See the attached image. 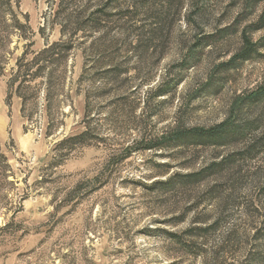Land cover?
I'll return each instance as SVG.
<instances>
[{
    "label": "rangeland",
    "instance_id": "obj_1",
    "mask_svg": "<svg viewBox=\"0 0 264 264\" xmlns=\"http://www.w3.org/2000/svg\"><path fill=\"white\" fill-rule=\"evenodd\" d=\"M3 3L0 264H264V0Z\"/></svg>",
    "mask_w": 264,
    "mask_h": 264
},
{
    "label": "trees",
    "instance_id": "obj_2",
    "mask_svg": "<svg viewBox=\"0 0 264 264\" xmlns=\"http://www.w3.org/2000/svg\"><path fill=\"white\" fill-rule=\"evenodd\" d=\"M3 2H5V0H0V21H3L5 19V13L4 12H6L5 8L7 7L4 5ZM6 2H8V1H6ZM59 2H60V4H62L64 2V0H59ZM76 17L79 18L80 16H76ZM88 18H91V17H88ZM11 19H12L11 21H13L14 25H17V20L15 19V16L13 14H12ZM76 26H77V23L75 22V27ZM77 29H79V28H76V30ZM243 39L245 41L244 45H246L245 48L247 50L242 51L240 54H237L234 57H232L230 62L228 64H226L225 66L235 67L238 65V61H243V60L249 59L253 55L255 50L252 47L247 48L251 44L249 43L248 38H246V36L244 34H243ZM57 46H58L57 44H53V45H50L49 47L45 48L44 50H42L38 54L39 57H37L35 59V61L32 65L38 64V60H39L38 58L44 57V55H45V57L43 59H46L45 61L48 64H51L54 61H56V59H54L53 57H54V49ZM66 49H69V48L67 47ZM20 68H21V66L19 64L18 71L21 70ZM45 69H46V66H38L37 70L34 73V76L42 75ZM12 82H15V79H13ZM12 82H11V84H12ZM254 95L255 96H251V99H253L252 101H255L254 99H257V98H260V99L264 98V88L261 89L258 93L254 94ZM230 126L232 127V125H229L228 122H224V123H221V124L211 128V129H209V130L191 129V130H186L184 132H176L174 134V136L171 137V140H170L171 144L170 145H172V144H174L176 146L177 145H186V144H189L190 142H194V141H196L200 145H208V144L219 145L228 139H232V135L235 133V131ZM236 133H238V132H236ZM83 135L84 134L78 136L77 138H74L73 140L79 139V138L83 137ZM0 158H1V156H0ZM218 166H220V164H213L211 167H218ZM204 172H205V170H201L198 173H195L192 175L182 176L179 178L181 179L180 180L181 183H183L185 180L186 181L190 180V183H191L192 181H197V180L203 178Z\"/></svg>",
    "mask_w": 264,
    "mask_h": 264
}]
</instances>
